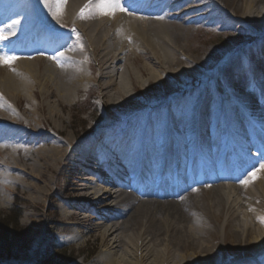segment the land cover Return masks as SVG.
<instances>
[{"label": "bare ground", "instance_id": "6f19581e", "mask_svg": "<svg viewBox=\"0 0 264 264\" xmlns=\"http://www.w3.org/2000/svg\"><path fill=\"white\" fill-rule=\"evenodd\" d=\"M145 1L121 0L125 11H115L114 14L103 15L96 7L102 0H91L95 4L94 11L91 14L93 21L92 23L78 26V30L84 36L83 39H86L88 50L94 53V51L101 48L103 53V60L101 61L105 62V57L108 53L118 52V55L121 56L122 52L129 53L133 47L134 49L149 50L156 61L159 63L163 62L168 68L180 65V62H175V49L182 48L180 42L185 39L187 33L190 34L194 25L204 24L212 17L210 14L208 16L207 12L213 10L214 3H211V0H181L179 2L169 0L160 9H158L159 6L152 7L151 4L152 10L149 12L147 8H141ZM35 2V8L52 15L50 8L46 6V0H36ZM88 2L90 1L67 0L64 7L66 16H63V18L67 19L71 28H75L76 12ZM220 2L231 11L242 13L243 20L250 25V28H248L250 32L253 34L264 32V0H220ZM47 4H53V0H47ZM4 7L0 6V12ZM185 7L188 9L182 11ZM241 7L243 9L242 12L240 11ZM11 15L7 16L8 20L11 16V21L7 28L11 32L13 31L14 35L17 27H24L25 16L15 13L14 10ZM49 24H54L52 17H49ZM24 34V32H20L19 35ZM13 35L12 38L14 37ZM114 38L116 40L119 39V41L122 40L123 51L117 44H110L109 40ZM69 45L70 42H64V49ZM79 47L77 46L76 49ZM144 50L143 56L146 58L148 52ZM254 54L256 55L255 51ZM254 54L252 55L256 58ZM118 58L112 59V62H107L103 79L107 81L105 91L116 87L119 92L118 96L122 99L123 93H129L131 90L134 81L132 76L138 77L135 73L130 74L128 70L122 73L118 65L123 62V59ZM181 60L186 61L188 65L195 68H202L205 65L203 60L196 62L187 53L186 58ZM38 61L41 60H22L18 64L19 67L12 73L1 74L0 72V142H3V147L0 146V203L4 202L7 204L13 187L16 186L18 188L20 185L23 191L31 192L32 196L36 195L34 199L43 198L46 194L45 191L40 189L38 184L27 183L25 180L26 176L35 179V181H39L40 176L44 177L41 163L46 157L51 158L53 162L66 160V151L62 149L64 140L57 141L54 147L37 148L38 140L42 142L47 139V135L31 128H37V123L41 124L36 114L37 111L34 112L35 115L29 116L28 119L23 120L20 116L18 120L14 113H10L7 110V106L10 104L9 100L15 98V95L27 93L30 96V90L35 95V85L39 77H42L45 85L51 83V86L54 87L62 100L65 99L64 101L71 102L73 97H76L80 87L77 86V83L72 85L74 82H66L62 72L57 69L59 64L48 62L44 66L42 75L38 71ZM260 62L261 60L256 65H251L247 61L241 62V64L238 61L226 76L220 78L221 88L231 97L235 96L239 106L249 110L250 113H255L256 111L260 113L261 110L258 109L257 105L261 101H254L250 95L232 94L230 85L234 83L235 87L237 89L240 88L241 91L246 88L249 77L259 78L261 76L260 73L257 74L255 72L258 68L261 69ZM149 74L150 78L154 80H159L162 77V75L155 74L152 71ZM77 76L84 79L87 77L82 74ZM244 114L247 116L248 112L244 111ZM256 121H253L254 124ZM260 121L261 119H259ZM193 125L192 122H185L181 129L193 127ZM54 133L59 134L56 131ZM172 136L179 137L180 135L172 134ZM42 143L46 144V142ZM8 147L13 148L14 151L7 153L6 148ZM13 154H17V159ZM83 154L85 159H88L87 153L84 152ZM104 154L105 152L102 151V159L105 157ZM18 157L22 160L18 159ZM78 158L83 159V155H79ZM123 163L126 172H131L135 175H138L139 170L142 168L132 163L131 156H125ZM46 168L44 169L46 170ZM18 170L22 171L19 172L23 173L25 178H18V176L15 177L13 175L14 171ZM85 170L86 167L80 165V167L75 169L73 175H78ZM95 177L100 186L92 187L90 184L83 191L84 197L82 198L84 199L67 200V203L62 206V211L64 217L70 218L72 215L68 214L69 210L77 213L89 211L91 210L90 203L105 204L110 199L121 196H126V202L128 199L131 200V203H125L123 207L110 211L115 213L113 216L108 215L100 218V220L106 222V225L101 227V232L102 236L111 245L110 249L106 251L110 264H143L144 262L149 264H226L227 259L235 251L226 253L228 254L227 256H222L226 254H210L214 247L213 241L210 240L215 239L217 233L225 234L224 238L227 239L233 237L238 241L244 240L253 244L255 250H244L242 255L244 260H247L251 254L257 255L264 249V221L259 216V213H264V208H262L264 207V182H260L258 187L254 186L256 187L254 191L251 188L247 190L246 186L242 184L235 185L233 181H228L226 185L222 183L216 184L217 187L211 189L214 193H212V198L208 202L206 199L208 192L204 186L205 183L200 184L201 186L199 184H191L186 189L187 194L185 197H183L185 195L183 190L178 195L174 194L181 198L171 200L163 196L162 193L144 196L139 188L133 189L129 186H126L125 190H121L120 184L116 181L108 182L96 175ZM223 180L224 177L221 176L216 181ZM73 186L74 188L77 187V185ZM76 191L78 192L77 189ZM140 195L144 201L139 198ZM167 195L172 196V194ZM212 208H216L219 213L216 211L211 212ZM188 210L193 212L191 219L185 215ZM205 213L208 214L206 215ZM223 216L225 221L221 224ZM139 217H141L140 221ZM194 218L196 219L195 222H193ZM203 221L211 229L204 230ZM84 225L86 226V224ZM89 227L91 228L92 226ZM128 231L132 235L125 236L124 239L123 234ZM206 233L207 237L203 235ZM78 234H81L80 231L75 230V235L77 236ZM173 234H177L178 239L171 242Z\"/></svg>", "mask_w": 264, "mask_h": 264}, {"label": "rangeland", "instance_id": "374dc122", "mask_svg": "<svg viewBox=\"0 0 264 264\" xmlns=\"http://www.w3.org/2000/svg\"><path fill=\"white\" fill-rule=\"evenodd\" d=\"M30 2L31 0H6V3L9 5L5 11L9 12L13 5L18 11H20L22 7H26V3L30 4ZM186 9L188 8L185 7L182 11H185ZM221 9L228 10L225 7H221ZM221 9L218 8V10ZM240 11H243L242 7L240 8ZM221 12L214 11L215 16H212L211 19L207 20L208 25L205 30L204 25H194L191 28L192 31H190V34L187 33L185 39L180 42L182 48L175 49L176 52H174V54H176L175 62L181 63L178 66L168 68L163 62L159 63L156 61L155 57L149 50L134 49L133 47L129 53L122 52L121 56L118 55V52L108 53L104 62L101 61L103 60V53L100 48L94 51V53L91 52L96 57V63L94 65L91 56L87 55L85 58L86 60L79 63L77 66V68L80 67L84 70L87 76L86 79H81L79 76H73L72 72L69 70L70 66L74 65L73 61L70 62L67 59H59L60 61H58V63H63L62 69L64 72L62 75L65 77L66 82H74L72 85H76L75 83H77V86L80 87L78 88L76 97H73L71 102L64 101L65 99L62 100L54 87L51 86V83L45 85L42 77H39L35 85V95L32 90H30L32 96H28L27 93L15 95V98H13L14 100H9L10 104L7 106V110H9L10 113H14L18 120L20 116L23 120L28 119L29 116L35 115L34 112L37 111L36 114L41 124H36L38 129L34 127L31 128L44 135H53L52 138L47 136L46 141H42L46 142V144H43L39 140L37 141V148L43 149L56 146V141L61 139L70 142L72 146L77 142L86 141L84 140L87 137L86 132L94 130L97 126L102 128L110 127L106 136H110L109 138L112 141V146L122 148L126 145V138L129 140L127 133L131 135L134 133V130L139 131L140 134L137 139L141 141L143 135H145V131H152V128L149 127L148 124L152 123L154 116H158L156 119L157 124H159L157 135L161 136L164 134L161 124L164 122L166 123L167 118L174 115V107L181 106V109L179 110L180 114L184 110L193 112L197 109L195 104L189 103L192 102L193 96L196 92H209L204 99L205 102L203 105L211 111L210 116H215L219 110L220 99H222V95H218V92L223 93L221 90L222 88H219V83H221L220 78H216V75L223 76V73L220 69L213 68V66H215L214 64L216 61H220V63H225L224 69L228 71L229 68H231L239 59L230 60V54L234 52L233 48H235L232 47V45H235V39L239 38L238 35H242L238 29L242 28L245 31L250 32L248 29L250 28V25L245 21L242 22V13L237 12L236 17L239 20L231 23L225 18V13L223 14ZM42 13L43 14L41 15L43 17H52L54 21L60 22L54 24L58 30L59 28L67 30V27H70L67 21L63 19V12V15L59 18H54L53 15L45 12ZM0 20H2V17H0ZM35 23L37 22L32 19L25 22L23 28H19L14 32V36H16V38L20 37V32H27L26 36H30L34 31ZM245 26L246 28H244ZM68 37L76 41L74 36L71 35ZM249 37H252L251 33L246 34L245 40H248ZM109 42L117 44L121 51H123L122 49L124 46L121 42L118 43L115 38L109 40ZM9 46V43L3 44V41L0 43V57H15L16 59L10 60L9 63L0 61L1 74L12 73V71L19 67L18 64H20L22 60L34 61L35 59H39L41 61H38L37 64L39 67L38 71L43 75L44 66L48 62H51L50 60H53L37 56L35 53L22 54L23 52L18 48H16L17 52H15L9 50ZM143 50L148 52L146 58L143 56ZM244 51L245 50H242L238 54L243 55L242 52ZM186 53L196 62L203 60L205 65L202 68H195L188 65L186 61L181 60L182 58H186ZM118 56L123 59V62L118 65L121 72L124 73L128 70L130 74L135 73L138 77L135 78L132 76V80L134 81L131 90L129 93H123L122 99L119 98V92L116 90V87L105 91L107 81L103 79L107 62H112V59H117ZM150 71L162 75L161 79H151L149 74ZM176 81L179 82L177 85L187 83L194 85L192 86V89L186 87L185 93L179 96L184 99V103L177 105L175 103L171 107L169 103H167L162 107V111H146L138 114L137 118L139 119H132L130 115H128L131 111L136 109L132 108L127 113L126 107L129 103L135 101L138 97L151 96L150 92L152 91H155L154 94H157L156 86L154 85L162 83L167 85L166 89L169 90L174 87L173 85L177 83ZM212 84L215 85L214 89L218 87L220 91H213L214 89L208 90L207 87ZM248 91L249 90L246 86L243 92L245 95H249ZM90 96H94L95 98V107H92L91 103L88 104L89 102H86ZM226 98L228 99L227 96ZM117 110H119V113H126V115L122 117L115 115ZM109 117H112L110 119L112 121L111 123L116 125H107L109 124L107 121ZM120 122H126V127L120 130H111L113 126H118ZM54 131L59 134H55ZM96 138V135L92 136V139ZM6 150L7 153L14 151L11 147L6 148ZM106 155L108 156H105L106 160L109 159V157L115 160L117 159L116 155L111 151H108ZM13 156L17 159V154H13ZM65 157L66 160H57V162H53L49 157L44 158V161L41 164L43 169L45 167L47 168L46 170L42 169L44 177L40 176L39 181H35V179L28 176L25 178L24 174L21 173V170L14 171L13 175L15 177L18 176V178H25L27 183L38 184L39 188L43 189L46 194L43 198L36 200L34 199L36 198V195L32 196L31 192L23 191L22 186L20 185L18 188L16 186L13 187V191L10 194L11 197H8L9 201L7 204L4 202L0 203V261H2V264H6V262H3L7 260L6 258L21 259V264H40V262H47L48 264V261L51 262L52 260L55 262L50 264H64L59 261L61 257L62 259H67V257L70 258V264H110V259L106 256V251L110 249L111 245L106 241L105 237L102 236L101 227L104 225L101 221H96V218L98 219L97 216H102L104 213L102 211H97L96 209H98V207L95 205L92 213L84 212L86 214L81 213L83 215L77 217V214L73 215V212L69 210L68 214L73 216L70 218L67 216L64 217L62 211L63 205L59 204V198L64 196V194H69L70 197H79L78 192L76 191L77 187L74 188L73 184L69 181V176L71 175L70 164L72 163H68L66 154ZM18 159L21 158L18 157ZM114 163L117 164V162ZM260 182H264V175L255 179L250 184V188L254 191ZM77 184L80 185V183ZM10 188L12 189V187ZM207 192L208 196L206 199L209 202L212 198V193L214 192L211 190H207ZM5 195L8 196L7 193H5ZM211 205L215 207L212 203ZM14 210L16 213L20 214V218H16ZM212 211L219 213L216 208H212L211 212ZM185 213L186 217L189 219L192 218V210H188ZM104 215H106V213ZM86 216L87 218H85ZM259 216L261 220L264 221V213H259ZM17 219L18 223H15ZM140 220L141 217H139V221ZM195 220L196 219L194 218L193 222H195ZM224 221L225 218L223 216L221 224H223ZM84 224H86V226ZM84 226L85 228H83ZM89 226L92 227L90 228ZM204 227V230L211 229L209 228L210 226L207 227L205 224ZM75 230H79L81 234L76 236ZM128 235H132V233L129 231L125 232L123 238L125 239V236ZM203 235L207 237V233ZM224 237L225 234L217 233L215 239L210 240L213 241L212 244L214 245L213 251H211L210 254L222 255L230 251H235V253L230 255L227 259L226 264H258L263 259L261 257L256 258V255L251 254L248 259H254L252 262L241 260L244 250H255L253 244L248 241L245 242L244 240L238 241L233 237L229 239ZM177 239L178 235L173 234L171 242H174ZM227 255L228 254L222 256ZM143 264L149 263L144 262Z\"/></svg>", "mask_w": 264, "mask_h": 264}, {"label": "snow or ice", "instance_id": "6c2138e0", "mask_svg": "<svg viewBox=\"0 0 264 264\" xmlns=\"http://www.w3.org/2000/svg\"><path fill=\"white\" fill-rule=\"evenodd\" d=\"M67 0H55L54 4L48 5L46 0V6H48L52 12V15L54 18H59L62 15L63 9L66 5ZM91 7L90 5H86L84 9H82L79 13L80 18H84L85 11ZM96 7L100 10V13L103 15H109L114 14L115 11H125V9L122 6L121 0H102V2ZM72 31H75V29H72ZM6 39V37L3 35V31L0 30V40ZM59 56L62 58L64 57V53H59ZM16 59L15 57H0V61L4 63H9L10 60ZM51 59H56L55 56L51 57ZM259 170H264V164L260 165ZM250 176L255 179L256 178V172L253 171L250 173ZM250 181L248 179H245L242 181L243 184L247 185Z\"/></svg>", "mask_w": 264, "mask_h": 264}, {"label": "trees", "instance_id": "16d2710c", "mask_svg": "<svg viewBox=\"0 0 264 264\" xmlns=\"http://www.w3.org/2000/svg\"><path fill=\"white\" fill-rule=\"evenodd\" d=\"M14 214L16 215V218L18 217V218H20V214L19 213H16V211L14 210ZM15 223H18V219L15 221ZM66 256V255H65ZM65 258V257H64ZM59 261H61V262H63L64 264H70V258H68L67 257V259H62V257H61V259L59 260ZM49 263H53V262H55V261H48ZM61 264V263H60Z\"/></svg>", "mask_w": 264, "mask_h": 264}]
</instances>
